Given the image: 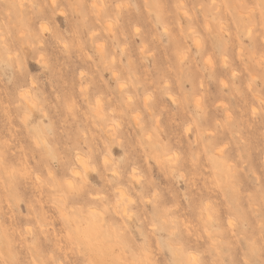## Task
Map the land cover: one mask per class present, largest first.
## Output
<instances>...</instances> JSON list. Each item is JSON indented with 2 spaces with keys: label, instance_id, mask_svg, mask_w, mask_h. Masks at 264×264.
I'll return each mask as SVG.
<instances>
[{
  "label": "rangeland",
  "instance_id": "374dc122",
  "mask_svg": "<svg viewBox=\"0 0 264 264\" xmlns=\"http://www.w3.org/2000/svg\"><path fill=\"white\" fill-rule=\"evenodd\" d=\"M95 2L0 0V264H264V0Z\"/></svg>",
  "mask_w": 264,
  "mask_h": 264
},
{
  "label": "bare ground",
  "instance_id": "6f19581e",
  "mask_svg": "<svg viewBox=\"0 0 264 264\" xmlns=\"http://www.w3.org/2000/svg\"><path fill=\"white\" fill-rule=\"evenodd\" d=\"M53 1H54V0H53ZM94 2H95V0H94ZM96 3H97V2H95L94 5H96V6H97L96 8H98L99 5L96 4ZM212 3H213V2H212ZM240 3H241V2H240ZM213 4H214V3H213ZM213 4H212V5H213ZM215 4H216V3H215ZM242 4H243V3H242ZM102 5H104V4H102ZM212 5H211V6H212ZM218 5H219V4H218ZM200 6H202V5H200ZM232 6H233V5H232ZM240 6H243V8H244V4H243V5H240ZM102 7H103V6H102ZM102 7L100 6L101 9L99 8V9H100V14H101V17L99 16V17H100V20H101V18H103V16H104V15H102V12H103V14H104V12H105V11H103V8H102ZM117 7H118V6H117ZM204 7H205V6H204ZM205 8H206V7H205ZM243 8H242V10H243ZM200 9L204 10L203 7L200 8ZM211 9H212V8H211ZM244 9H246V6H245ZM94 10L96 11V9H94ZM97 10H98V9H97ZM117 10H118V8H117ZM119 10H120V8H119ZM182 10H183V9H182ZM214 10H215V8H214ZM220 10H221V9H220ZM180 11H181V9H180ZM205 11H206V10H205ZM212 11H213V9H212ZM217 11H218V10H217ZM217 11H216V12H217ZM221 11H222V10H221ZM234 11H235V10H234ZM234 11H233V12H234ZM237 11H238V10H237ZM244 11H245V10H244ZM108 12H109V11H108ZM183 12H184V10H183L181 13H183ZM216 12H214V13H216ZM224 12H225V11H224ZM238 12H239V11H238ZM238 12L234 13V15H237ZM185 13H188L187 10H185ZM185 13H183V14H185ZM220 13H222V12H220ZM220 13L218 12V14L220 15L221 19L223 20V18H225L227 15H225V17H223V15L221 16ZM249 13H250V12H249V10H248L247 14H249ZM106 14H110L111 18L113 17V15H111L110 12H109V13H106ZM218 14H217V15H218ZM222 14H223V13H222ZM191 15H192V14H191ZM191 15H190V16H191ZM215 15H216V14H215ZM219 15H218V19H219ZM242 15H243V14H242ZM249 15H250V14H249ZM249 15L245 16V17H247V20H248L247 22L249 23V24H247V27H248V28H247L246 30H249V27H250V25H251V24H250V23H251V20H249V18H250L251 16H249ZM108 16H109V15H107V17L105 16V18L108 19L109 21H111V20H110V16H109V17H108ZM238 16H241L240 13H239V15H237V19L239 18ZM243 16H244V15H243ZM97 17H98V16H97ZM185 17H186V16H185ZM192 17H193V16H192ZM192 17H191V18H192ZM222 17H223V18H222ZM235 17H236V16H235ZM186 18H188V17H186ZM226 18H227V17H226ZM243 18H244V17H243ZM106 19H102V20L105 22ZM113 19H114V18H113ZM188 20H190V19H188ZM242 20H243V19H242ZM242 20H240V21H242ZM225 21H227V20H225ZM244 21H245V20H244ZM106 22H107V21H106ZM106 22H105V23H106ZM111 22H114V20L111 21ZM111 22H110V23H111ZM190 22H191V21H190ZM221 22H223V21H221ZM242 22H243V21H242ZM245 22H246V21H245ZM108 23H109V22H108ZM225 23H226V22H225ZM225 23L223 22L224 25L220 24L219 28H220L221 30H222V28L225 26ZM106 24H107V23H106ZM191 24H192V26L195 25L194 22H193V20H192V23H191ZM245 24H246V23H245ZM109 25H110V24H108V27H109ZM205 25H206V24H205ZM238 25H239V24H238ZM240 25H241V24H240ZM240 25H239V26H240ZM248 25H249V26H248ZM207 26H208V25H207ZM207 26L205 27V29H211L210 24H209V27H210V28H207ZM221 26H223V27L221 28ZM245 26H246V25H245ZM226 27H227V26H226ZM109 28H110V31H112V30L114 29L113 27H109ZM112 28H113V29H112ZM193 28H194V26H193ZM227 28H228V27H227ZM228 30H229V28H228ZM250 30L252 31V28H251V27H250ZM250 30H249V31H250ZM209 31H211V34H212V32H213V28H212V30H209ZM222 31H225V30H222ZM222 31H220V32H222ZM226 31H227V30H226ZM226 31H225V32H226ZM249 31H248V33H251V32H249ZM112 33H113V31H112ZM190 33H191V31H190ZM227 33H229V31H228ZM195 34H196V33H195ZM229 34H230V33H229ZM192 35H193V34H192ZM192 35H191V38H192ZM229 36H230V35H229ZM199 38H200V37H199ZM194 39L196 40V35L193 37V40H194ZM197 39H198V38H197ZM195 40H194V42H197V43L200 41L199 44H198V46L200 45V47H198V48H201V49L204 48L203 45H202V47H201V40H199V39H198V41H195ZM202 42H203V41H202ZM205 42H206V41H205ZM203 44H204V42H203ZM205 45H206V43H205ZM102 46H103V45H102ZM207 46H209V44H208ZM210 46H211V45H210ZM211 47H213V46H211ZM205 49H206V47H205ZM212 49H213V48H212ZM207 50L209 51L210 48L207 47ZM207 50H206V51H207ZM202 51H203V49H202ZM204 54H205V53H204ZM224 59H225V58H224ZM225 60H226V59H225ZM209 61H211V59H209ZM207 62H208V61H207ZM222 62H224V61H222ZM226 62H227V61H226ZM229 62H230V61H228V64H229ZM211 63H212V61H211ZM208 64H209V63H208ZM228 64H227V65H228ZM211 65H214V64H210V66H211ZM208 66H209V65H208ZM211 67H212V69H213V66H211ZM214 68H215V67H214ZM209 69H210V68H209ZM212 69H211V70H212ZM213 71H214V69H213ZM213 71H211V72H213ZM223 84H224V83H223ZM223 84H222V85H223ZM77 157H78V160L80 161V163H81V162H86V161H85V158H84L82 155L77 154ZM77 163H78V162H77ZM78 165H79V163H78ZM79 166H80V165H79ZM75 169H76V168H75ZM72 171H73V170H72ZM72 175H73V174H72ZM73 176H74V175H73ZM133 176H134V174H133ZM123 212L126 213L127 211L124 210ZM125 215H126V214H125ZM208 217H209V216H208ZM230 224H231V223H230ZM192 257H193V256H191V257H189V258L191 259Z\"/></svg>",
  "mask_w": 264,
  "mask_h": 264
},
{
  "label": "snow or ice",
  "instance_id": "6c2138e0",
  "mask_svg": "<svg viewBox=\"0 0 264 264\" xmlns=\"http://www.w3.org/2000/svg\"><path fill=\"white\" fill-rule=\"evenodd\" d=\"M42 30L46 31V29H42ZM105 163L107 164V161H105ZM80 168L84 169L85 171L81 172L78 169H73V175L80 177V180L70 181L68 183V188L71 190V193L74 195L84 191V185L80 181L84 180L86 183V172L88 170L87 163L81 162ZM116 175H117V171H113L112 176L115 177ZM93 199L100 200L102 199V197L97 195V196H94ZM120 199H126V198H124L123 195L120 194ZM170 264H201V262L196 260L195 257H192L189 261L177 260V261H171ZM253 264H256V262L253 261Z\"/></svg>",
  "mask_w": 264,
  "mask_h": 264
}]
</instances>
